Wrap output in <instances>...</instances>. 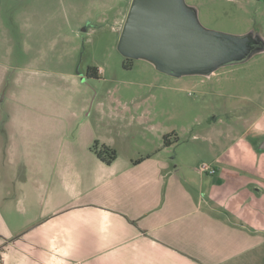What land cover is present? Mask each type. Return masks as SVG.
Here are the masks:
<instances>
[{
    "label": "rangeland",
    "instance_id": "1",
    "mask_svg": "<svg viewBox=\"0 0 264 264\" xmlns=\"http://www.w3.org/2000/svg\"><path fill=\"white\" fill-rule=\"evenodd\" d=\"M180 1L190 26L220 37L223 53L211 68L172 74L157 58L125 54L120 37L132 0H0L2 174L54 169L52 185L60 190L68 147L82 152L112 112L154 111L185 176L196 181L203 165L229 160L242 176L235 185L258 192L264 214V0ZM134 127L145 132V125ZM213 129L221 138L201 139ZM106 135L139 151L151 146L148 131L135 141ZM33 136L42 141L15 142ZM34 157L40 162L33 172Z\"/></svg>",
    "mask_w": 264,
    "mask_h": 264
},
{
    "label": "crops",
    "instance_id": "2",
    "mask_svg": "<svg viewBox=\"0 0 264 264\" xmlns=\"http://www.w3.org/2000/svg\"><path fill=\"white\" fill-rule=\"evenodd\" d=\"M112 113L82 152L66 149L60 190L52 185L54 169L2 174L7 147L0 126V264H264L258 192L235 185L242 176L231 172L229 160L216 161L214 174L206 171L212 180L201 167L195 181L170 156L175 143L164 145L168 132L158 112ZM144 125L152 138L142 151L106 135L135 141L145 132L134 126ZM215 134L223 131L194 138L208 142ZM24 138L15 142L42 141ZM95 142L113 148L116 159L98 158ZM38 158L31 159L33 172Z\"/></svg>",
    "mask_w": 264,
    "mask_h": 264
},
{
    "label": "water",
    "instance_id": "3",
    "mask_svg": "<svg viewBox=\"0 0 264 264\" xmlns=\"http://www.w3.org/2000/svg\"><path fill=\"white\" fill-rule=\"evenodd\" d=\"M182 9L180 0H132L120 37L122 51L157 58L172 74L211 68L223 53L220 37L190 26ZM259 150L264 151V142Z\"/></svg>",
    "mask_w": 264,
    "mask_h": 264
},
{
    "label": "trees",
    "instance_id": "4",
    "mask_svg": "<svg viewBox=\"0 0 264 264\" xmlns=\"http://www.w3.org/2000/svg\"><path fill=\"white\" fill-rule=\"evenodd\" d=\"M91 71V69H90ZM169 136H166L164 138V145L167 147L170 145L169 142ZM101 151H98V142H96L93 147L92 150L96 153V155L98 156V158L102 159L103 161H106L107 163H111L112 161H114L117 157V153L113 148H108L107 146L103 145L101 146ZM102 153H106L107 157H105Z\"/></svg>",
    "mask_w": 264,
    "mask_h": 264
},
{
    "label": "built area",
    "instance_id": "5",
    "mask_svg": "<svg viewBox=\"0 0 264 264\" xmlns=\"http://www.w3.org/2000/svg\"><path fill=\"white\" fill-rule=\"evenodd\" d=\"M202 170H203V171H207V172H209V173H211V174H214V173H215V171L212 170V169H210V167H209L208 165H204V166L202 167Z\"/></svg>",
    "mask_w": 264,
    "mask_h": 264
},
{
    "label": "flooded vegetation",
    "instance_id": "6",
    "mask_svg": "<svg viewBox=\"0 0 264 264\" xmlns=\"http://www.w3.org/2000/svg\"><path fill=\"white\" fill-rule=\"evenodd\" d=\"M230 128H232V127H230ZM263 142H264V141H263ZM263 142H262V143H263ZM259 151H260V150H259Z\"/></svg>",
    "mask_w": 264,
    "mask_h": 264
}]
</instances>
